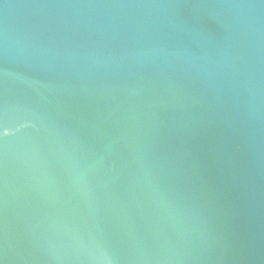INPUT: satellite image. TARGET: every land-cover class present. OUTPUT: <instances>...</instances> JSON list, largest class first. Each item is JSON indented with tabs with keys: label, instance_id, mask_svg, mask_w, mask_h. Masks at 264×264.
Returning <instances> with one entry per match:
<instances>
[{
	"label": "water",
	"instance_id": "water-1",
	"mask_svg": "<svg viewBox=\"0 0 264 264\" xmlns=\"http://www.w3.org/2000/svg\"><path fill=\"white\" fill-rule=\"evenodd\" d=\"M0 264H264V0H0Z\"/></svg>",
	"mask_w": 264,
	"mask_h": 264
}]
</instances>
